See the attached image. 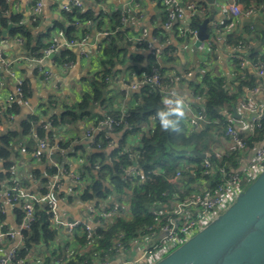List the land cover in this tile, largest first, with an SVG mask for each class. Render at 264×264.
<instances>
[{
    "label": "crops",
    "instance_id": "crops-1",
    "mask_svg": "<svg viewBox=\"0 0 264 264\" xmlns=\"http://www.w3.org/2000/svg\"><path fill=\"white\" fill-rule=\"evenodd\" d=\"M2 1L8 6L9 15L20 18L19 22L28 26L34 42L40 34L47 30H51V37L60 31V28L54 29L56 23L67 25L64 13L69 11H65L63 6L68 5L72 0H0V4ZM40 1L44 4L41 22L39 26L32 27V9ZM78 1L81 3L80 9L83 13L91 12L95 17L94 21H77L75 23V26L79 28L77 39H75L80 41L86 38L87 42L84 46L65 47L73 50L76 57L74 61H69L72 63L65 70L60 68V64H55L53 58L45 60L44 67L51 72L49 78L45 79L44 76L40 75L37 63L25 60V58H32L33 55L30 54L31 51H25L24 46L18 44L15 38L9 37L11 25L10 28L3 29L2 38H0V53L5 60L14 63L16 73L24 82H28L30 88L27 103L20 99L14 101L18 102L21 107L18 115L7 118L2 115L0 134L19 130L20 122L27 117L35 116L38 119L31 135L27 138H19L15 142L16 153L13 158V165L15 164L18 170L17 175L26 181L21 186L30 194L42 192L41 190L52 177V170L55 165H58L61 170L66 169L69 174L81 171L87 155L97 150L92 147L91 141L87 139V131L94 128L100 117L107 115L121 117L128 114L129 109L136 104L134 94L140 88L131 90L127 84L136 82V76L147 74L143 69L149 67L150 64L164 65L167 69L166 74L176 76L175 89L178 100L186 102L192 107V111H188L186 117L183 118L186 124L194 111L201 106L198 96L194 94L191 88V81H200L199 77L205 71H211L214 75L228 79L239 77V70H235L234 61L231 59L230 47L232 46L225 45L227 34L232 30H241L245 25H249L251 29H264V1L262 3L263 8L257 10L250 19H247L244 16H230L227 12L226 7L233 0H216L219 5L213 6L214 11L204 0H179L184 6L204 2L209 11L206 15L204 13V17L203 13L200 17L205 20L214 16L210 25L211 31H208L210 39L197 48L195 46L196 41L187 32L190 28L192 15L186 16L184 22L173 21L172 26L167 28L165 26L168 21L167 10L157 0H135L134 2L132 0ZM117 12L120 15L119 26L114 18V13ZM143 30H147L149 40L156 41V46L161 50V56L154 57L146 47H141L142 45L138 43L137 40L143 36ZM4 31L7 33L4 34ZM104 33H109L113 37L120 34L121 38L117 41L118 46L125 52L120 53L119 57H124L125 60L123 64L117 63L113 67L111 77L115 80L109 82V87L104 92L103 101L91 106L92 117L84 118L75 125L65 124L59 126L57 130L51 126L45 128L54 113L62 112V108L65 106L80 103L83 96L91 92L93 78L103 71L102 60L104 57L101 45L104 39L108 37L104 36ZM249 40L250 44L245 45L246 50L243 53L246 57L250 50L264 52V47L261 48L262 45L257 44L253 37H249ZM49 41L50 39L46 40L45 43H49ZM128 67H135L136 70H129ZM14 94V82L7 78L5 68L0 64V110L4 112L5 108L14 103L9 102L10 96ZM256 100L264 101V92L256 96ZM232 113H237V116H234L235 125L241 133L243 135L251 134L250 122L242 118L241 111L234 108ZM43 124L47 134L40 136L38 128ZM147 125L149 124L143 126L141 132L126 139L123 151H133L140 144L143 132L148 130L146 129ZM51 131L53 135H49ZM101 133L104 134V139L100 143L105 146L97 151H104L110 156L119 144L122 134L108 133L103 130L96 133L95 136ZM106 136H109L112 142L110 145L106 141ZM39 140H45L49 144V148L42 156L44 159H36L35 157L40 150ZM214 150L218 154L217 156L229 155V152L234 150V144L225 135V132L221 141L214 144ZM2 166V161H0V171L3 169ZM69 179V177L63 178V186L56 193L59 216L62 220L67 221L84 220L88 213L87 205L74 204L71 199H66L72 188ZM86 181L88 182V179ZM2 201L0 197V203H3ZM113 202L114 198H111L102 202L100 207H109ZM3 205L5 215L0 220V231H17L19 229L18 217L20 216L16 212L19 211L18 208L5 202ZM123 207L128 210V201L124 202ZM53 228L58 231V242L55 246L57 249L60 243L67 242L71 244L74 255L76 250L80 253V245L77 242L79 237L76 236V239L72 240L67 228L57 226ZM42 250H46V247L44 246ZM140 251L141 247L132 242L123 254L112 257L113 264H118L121 260L134 259L140 254ZM2 255L3 251L0 248V257ZM40 255L44 259L45 254ZM64 255L65 250L63 248L61 249V256Z\"/></svg>",
    "mask_w": 264,
    "mask_h": 264
},
{
    "label": "trees",
    "instance_id": "trees-1",
    "mask_svg": "<svg viewBox=\"0 0 264 264\" xmlns=\"http://www.w3.org/2000/svg\"><path fill=\"white\" fill-rule=\"evenodd\" d=\"M240 1L245 9H258L264 0ZM197 6L204 11L205 15L209 11L208 6L204 2L198 3ZM0 9V38H2L3 29H7L11 25L9 37L22 38L24 50L31 51L30 54L33 57H41L45 49L49 47V43H45V41L51 38V30L40 34L36 41L33 42V36L28 26L20 23V18L11 14L9 15L7 11L8 6L3 1L0 4ZM64 17L67 25L64 26L56 23L54 29L60 28L69 40L77 39L79 33L78 26H75L77 21L86 22L95 20L93 13H83L80 8H73L69 12H65ZM114 18L119 26L120 15L118 12L114 13ZM190 19V29H197L203 22V18L199 14H193ZM40 22V18H32L31 25L32 27H37L40 25ZM208 31H211L210 26L208 27ZM249 37H253L257 44L262 45L261 48L264 47V29H251L249 25H245L238 31H230L226 36L225 45H249ZM120 38V34H117L116 37L109 35L104 39L101 45L104 57L102 60L103 71L93 78L91 92L85 94L80 103L73 106H65L62 108V112L54 113L51 116L49 123L53 129L57 130L59 126H64L65 124L75 125L84 118L93 116L91 106L103 101L104 92L109 87L110 83L106 82V78L112 75L113 67L117 63H124V57H119L120 53L125 52V50H121L118 46L117 41ZM141 47L145 48L146 46L142 45ZM248 52L247 56L249 59L256 62H264V52L254 50ZM75 58L73 50L65 48L58 51L53 59L55 64H62L71 60L74 61ZM233 61L235 70H239L238 60L234 59ZM154 66H157L163 74L167 71L164 65L151 64L143 70L149 73ZM128 69L136 70L135 67H128ZM199 79L200 81L198 82L191 81L190 85L194 94L200 99L199 103L204 108L209 121L203 132H191L184 120L175 115L169 118L178 120L177 128L175 130H164L159 113L162 111L169 112L171 108H167L162 104L158 90L152 86H143L134 94L136 104L128 112L127 123L129 127L118 126L115 129L116 133L122 134V138L110 156L104 151L97 150L87 155L80 172L87 177L88 185L81 199L100 206L102 202L114 198L113 204L109 207L114 205L121 206L124 205V202L128 201L127 208L131 214V218L129 220L118 218L107 227H97L92 240L91 250L85 253H79L76 250L75 255L66 264H94L95 258L93 256L97 253L100 256H103L104 253H109L108 250L113 246L115 239L121 233L123 234L122 243L127 247L131 240L139 237L149 226L157 222V217L153 214V211L157 210L160 205H170L175 195L180 197L186 196L194 190L195 185L203 181L208 182L211 188H214L221 182V176L217 173L212 178L202 175V158L197 155L181 154L180 151L196 150L201 154L205 153L209 155L210 162L216 168L225 167L228 169L238 166V151L233 152L231 155L217 156L214 144L221 141L225 129L229 124L223 111L225 109L232 111L234 108H237V103L247 95L249 90L259 84V80L249 70L244 71L243 76L234 79H228L227 77L214 75L211 71H205L200 75ZM23 90L24 98L27 99L30 88L26 81L24 82ZM155 106H159L161 109H154ZM20 109L21 107L18 102H14L5 108L4 117L7 118L10 115L16 116L19 114ZM112 117L117 120L120 118V116ZM152 117H155L154 125L143 132L140 144L133 150L139 155L138 165L140 170L144 175L150 172V178L146 180L136 178L135 184L131 185L125 182L121 167L123 165L130 166L133 164V161L128 158L127 154H122V149L129 136L141 132L143 126L146 124H151ZM103 118L100 117L99 120ZM37 123V117L30 116L20 122L19 130L0 134V161L3 164V169L0 171V182H5L13 176L10 168L13 165V158L16 153L15 142L19 138L29 137ZM38 133L40 136L47 134L44 124L38 128ZM49 135H53V132L51 131ZM243 136L246 138L247 144L253 147L264 140V126L252 134H245ZM102 139H104L103 133L96 136L97 142H100ZM101 145L104 148L105 145ZM92 147L95 148V146ZM184 161L197 164L199 166L198 170L194 174L190 172L184 173L178 183L171 182L170 180L181 169V164ZM96 166L99 167L98 170ZM57 171L56 168L52 170L53 173ZM24 182L26 181L23 180L22 182L20 180L21 185ZM41 191L42 193L46 192L45 189ZM109 207L105 208L108 209ZM49 210L50 206L47 204L39 207V214L31 230L26 232L25 244L21 250L20 259H25L27 250L35 248L40 253L45 254L44 259L39 264H57V260L61 256L63 244L60 243L58 249L53 248L58 242V231L51 225ZM16 212L20 214V218L22 216L21 212ZM2 218H4V215L0 214V220ZM77 242L80 247L89 245V242L85 238H78ZM44 246L46 250H42ZM109 257L112 258L111 255ZM25 264L27 263L25 262Z\"/></svg>",
    "mask_w": 264,
    "mask_h": 264
},
{
    "label": "built area",
    "instance_id": "built-area-1",
    "mask_svg": "<svg viewBox=\"0 0 264 264\" xmlns=\"http://www.w3.org/2000/svg\"><path fill=\"white\" fill-rule=\"evenodd\" d=\"M133 2L135 0H132ZM166 9L168 21L165 26L170 28L173 21H185L186 16L193 14L201 15L204 11L197 6V4H189L187 6L182 5L179 0H157ZM207 4V3H206ZM208 5V4H207ZM215 2L213 6H218ZM81 3L78 0H72L68 5H64L65 11H70L73 8H80ZM263 8V4L259 9L244 8L240 0H233L232 3L226 7L230 16L240 17L244 16L250 19L257 10ZM44 9L43 2H38L32 9V18L38 19L42 17ZM187 32L192 36L193 40H197L198 29H188ZM104 36H109V33H104ZM15 41L23 45V39L16 37ZM138 43L145 45L154 57L161 56V50L156 46L155 40L148 39L147 30H143V36L139 38ZM86 38L80 41L69 40L65 36V33L60 30L55 33L49 41V47L45 49L41 57L25 58V60L37 63L39 66L40 75L45 79L51 76V72L44 67L45 60L49 59L52 54H56L60 49L65 47L84 46L86 44ZM231 59L238 60L239 62V76H243L244 71L249 70L259 80V84L249 90L248 95H245L238 103L237 108L241 111V116L245 121L250 122V133H254L257 129L264 126V101L256 100V96L264 92V62L254 61L246 57L243 53L246 50L245 44H239L230 47ZM72 62H66L60 64V68L67 69ZM0 64L5 68L7 78L14 82L15 94L10 96L9 102L12 103L15 99H20L22 102L27 103V99L24 98V80L18 76L14 69V63L4 59L0 53ZM157 65V64H156ZM191 75V74H188ZM137 81L127 84V87L131 90H138L143 86H152L158 90L162 104L167 108H175L176 101L179 99L176 91V76L172 74L161 73L157 66H154L147 74L136 76ZM115 79L113 77L106 78V82H112ZM199 99V98H198ZM166 100L172 101L171 104L165 103ZM200 101V99H199ZM182 107L185 118L188 111H192L190 104L182 101ZM223 114L226 116L229 124L225 129V135L234 144V150L229 152L231 155L235 151L245 152V156L238 158L239 164L236 168H216L212 165L209 159V155L201 163L203 169L202 175L207 178H212L214 175L219 174L221 176V182L214 188H211L208 182L203 181L195 185L192 190L186 196H174L170 205H160L157 210L153 211V214L157 217V222L149 226L145 232L139 237L129 242H134L137 246L141 247L140 254L131 260H121L118 264H154L158 260L179 247L185 240L195 235L205 223L214 215L220 213L234 197V195L244 187L242 180L244 177L248 178L249 182L264 168V140L250 147L247 144L246 138L241 131L235 125L234 114L232 111L225 109ZM4 115V112L0 110V119ZM13 117V115H10ZM128 114L121 116L118 120L111 115L105 116L102 120H98L94 128H90L87 131V139L91 141L92 146H95L97 150L102 149L100 142L96 140V133L106 130L108 133L115 132L116 127L124 126L129 127L127 123ZM155 117H152L151 124L146 126V129H150V126L154 125ZM209 121L207 119L205 110L202 106L198 110L194 111L191 117L187 120L186 125L191 132L201 133L204 131ZM51 124H46L45 128L50 127ZM106 141L110 145L112 142L109 136H106ZM40 150L36 153V159L42 158L44 152L49 148V144L45 140H39ZM122 154H127L128 158L133 161L132 165H123L121 167L122 175L128 184L134 185L136 178L146 180L150 178V172L146 175L140 170L138 165L139 155L134 151H122ZM58 171L52 174V177L44 187L45 193L39 192L38 194L27 193L26 189H23L20 183V176L16 165H12L10 170L13 173L8 180L0 182V197L3 203H0V214L5 215L4 202L8 205H13L21 212L19 219V225L17 231H0V248L3 251V255L0 257V264H39L42 261L41 253L39 250L33 248L27 250L25 259H20L21 250L25 244L26 232L31 230L33 223L35 222L38 214L39 207L47 204L50 206V218L51 224L57 227L67 228L71 239L75 240L76 236L79 238H85L89 245L86 247H80V252L85 253L91 250L92 240L94 238L95 229L99 226L107 227L112 224L118 218L130 219V212L123 207V205H114L112 207L104 208L97 206L96 204L84 201L81 199L88 182L87 177L81 172H69L64 169L61 170L58 165L54 166ZM197 164L184 161L181 164V169L176 172L174 178L170 181L178 183L182 179V176L186 172L195 173L198 170ZM98 170L99 167L96 166ZM69 177L72 184L70 193L66 196V199H71L74 204L87 205V217L84 220L67 221L62 220L58 212V200L56 193L63 186V178ZM21 180H23L21 178ZM248 182V183H249ZM247 183V184H248ZM130 192V191H129ZM123 234H119L115 239L113 246L108 250L109 253H104L100 256L99 253L94 255V264H113V258L119 256L126 251L122 243ZM128 244V245H129ZM71 244L63 243L65 255L61 256L57 260V264H66L74 252ZM56 248V247H53Z\"/></svg>",
    "mask_w": 264,
    "mask_h": 264
},
{
    "label": "water",
    "instance_id": "water-1",
    "mask_svg": "<svg viewBox=\"0 0 264 264\" xmlns=\"http://www.w3.org/2000/svg\"><path fill=\"white\" fill-rule=\"evenodd\" d=\"M204 1L214 11L216 0ZM213 18L200 24L195 42L197 48L210 39L208 27ZM180 153L206 157L196 150ZM154 264H264V168L195 235Z\"/></svg>",
    "mask_w": 264,
    "mask_h": 264
},
{
    "label": "clouds",
    "instance_id": "clouds-1",
    "mask_svg": "<svg viewBox=\"0 0 264 264\" xmlns=\"http://www.w3.org/2000/svg\"><path fill=\"white\" fill-rule=\"evenodd\" d=\"M165 103L171 104L172 101L166 100ZM176 107L171 109L169 112H160L159 117L162 123V126L164 130H175L178 125V120H172L169 117L175 115L177 117H183L184 116V111L182 107V101L177 100L176 101Z\"/></svg>",
    "mask_w": 264,
    "mask_h": 264
},
{
    "label": "rangeland",
    "instance_id": "rangeland-1",
    "mask_svg": "<svg viewBox=\"0 0 264 264\" xmlns=\"http://www.w3.org/2000/svg\"><path fill=\"white\" fill-rule=\"evenodd\" d=\"M245 155H246L245 152H242V151L239 152V157H240V156H245ZM248 180H249V179L246 178V177L243 178V180H242V184H243V186H245V185L249 182Z\"/></svg>",
    "mask_w": 264,
    "mask_h": 264
}]
</instances>
